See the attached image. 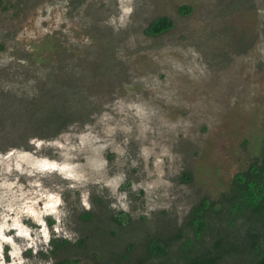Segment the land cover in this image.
I'll use <instances>...</instances> for the list:
<instances>
[{
  "label": "rangeland",
  "instance_id": "1",
  "mask_svg": "<svg viewBox=\"0 0 264 264\" xmlns=\"http://www.w3.org/2000/svg\"><path fill=\"white\" fill-rule=\"evenodd\" d=\"M90 109L0 149V264L179 261L192 207L264 149V0H0V146Z\"/></svg>",
  "mask_w": 264,
  "mask_h": 264
},
{
  "label": "trees",
  "instance_id": "2",
  "mask_svg": "<svg viewBox=\"0 0 264 264\" xmlns=\"http://www.w3.org/2000/svg\"><path fill=\"white\" fill-rule=\"evenodd\" d=\"M179 11L188 14L191 8L182 5ZM173 26V20L162 15L151 20L144 28V33L148 36H157ZM92 110L90 109L81 119L75 116L58 126L47 125L45 131H26L20 140L8 141L0 146V149L16 145L28 147L30 135H37L42 139L57 136L73 123L82 124L90 117ZM229 193L225 197L221 195L216 201L203 199L195 204L187 215L181 232L178 233V235L182 233L184 237L177 247L179 261L173 263L167 259L157 264H218L226 256L237 251L244 253L242 264H264V149L260 157L245 171L234 175ZM218 215H222L226 231L222 235H213L211 229L216 225ZM241 217L245 218L246 222L236 241L234 239L236 235H232L231 232L235 230ZM186 228H189V231H186ZM149 248L152 254L157 255H164L168 250V246L161 239L149 241ZM54 264L79 263L74 259L61 258Z\"/></svg>",
  "mask_w": 264,
  "mask_h": 264
}]
</instances>
